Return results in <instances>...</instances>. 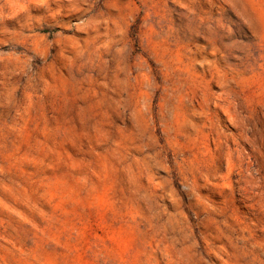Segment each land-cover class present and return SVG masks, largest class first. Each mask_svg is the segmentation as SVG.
<instances>
[{
  "label": "rangeland",
  "instance_id": "374dc122",
  "mask_svg": "<svg viewBox=\"0 0 264 264\" xmlns=\"http://www.w3.org/2000/svg\"><path fill=\"white\" fill-rule=\"evenodd\" d=\"M0 264H264V0H0Z\"/></svg>",
  "mask_w": 264,
  "mask_h": 264
}]
</instances>
